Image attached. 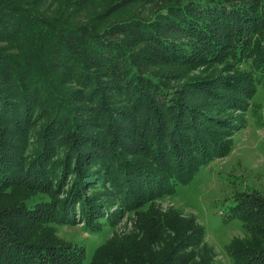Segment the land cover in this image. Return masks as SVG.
Returning a JSON list of instances; mask_svg holds the SVG:
<instances>
[{
	"label": "trees",
	"instance_id": "trees-1",
	"mask_svg": "<svg viewBox=\"0 0 264 264\" xmlns=\"http://www.w3.org/2000/svg\"><path fill=\"white\" fill-rule=\"evenodd\" d=\"M232 1L239 8L229 0H0V264L81 263L52 229L75 205L82 216L96 202L75 183L103 178L120 207L130 209L128 200L171 193L172 184L191 183L208 158L230 152L222 150L219 129L205 141L201 130L178 140L200 116L217 127L204 103L210 80L180 83V71L169 72L181 68L174 62L181 56L190 58V43L173 61L161 59L173 35L186 36L202 65L224 58L247 68L228 88V103L237 106L249 92L252 101L264 88V0L256 7ZM69 173L67 203L53 211L49 176L63 186ZM263 198L244 192L212 204L213 224L244 235L226 247L233 264H264ZM186 228L160 215L90 264H183L171 248L189 240ZM196 246L185 264H204L194 241L185 249Z\"/></svg>",
	"mask_w": 264,
	"mask_h": 264
},
{
	"label": "rangeland",
	"instance_id": "rangeland-1",
	"mask_svg": "<svg viewBox=\"0 0 264 264\" xmlns=\"http://www.w3.org/2000/svg\"><path fill=\"white\" fill-rule=\"evenodd\" d=\"M244 1L249 3L248 0H241L242 4H245ZM250 1L255 4L254 7L260 2V0ZM228 4L239 8L238 4H234L232 0H229ZM189 39L186 36L173 35L170 41L174 46L161 61H173L176 50H181L185 43H190L185 45V48L192 51L187 53L191 55L190 58L189 55L185 58L181 56L180 61H174L181 63V68L177 70L175 67V70L170 69L169 72L175 74L180 71L179 75H175L180 83L210 80L207 81L206 87H211L209 88L211 93L204 103L210 109L212 119H216L218 124L217 127L206 125L200 116V122L193 123V129L190 124L191 130L186 128L179 132L178 140L195 137L201 130L199 139L205 141L210 133L219 129V132H222L218 134V140L222 141V150L229 149L230 152L221 157L208 158L212 162H203L206 164L200 165L199 172L188 185L176 182V185H171L173 192L163 191L149 197L143 196L140 201H137L138 204L128 200L126 206L130 209L120 207L121 199L111 196L113 192L109 191L110 187L103 178L93 179L92 177L75 183L79 191L90 197L91 202L94 199L96 202L91 205L89 214L85 213L82 216L78 214L81 207L75 205L72 208L75 213L68 214L61 225L53 226L52 229L57 242L72 244L71 249L75 250L74 255L76 258L79 255L82 259L80 264H90V260L94 259L98 251L106 247L112 250L115 247L114 241L118 237L138 233L142 226L148 228L160 215L175 216L187 226L185 236L189 240L180 243L178 240L177 244L171 248L174 251L178 250L176 254L178 262L181 260L188 262L194 258L197 246L195 249H185L190 242L194 241V244L198 245V253L205 252L204 264H233L226 247L233 239L237 237L241 239L244 235L237 226L221 228L213 224L211 220L216 210L213 209L212 204L244 192H248V195L255 194L261 200L264 197V108L261 107L264 105V88L258 89L252 101L248 102L254 97V94L249 92L239 99L237 106L231 105L228 100L230 101V95L233 94L232 91L227 92V90L235 83L238 72H248L247 68L237 67L225 61L224 58L222 61L210 60L209 64L202 65L201 60H198L200 58L191 48L195 43ZM262 41L264 42V39ZM261 47L263 48L264 44ZM212 53L214 54L213 51ZM205 55L209 59L213 57L212 54ZM137 174L134 172L132 177ZM49 177L48 188L51 187L52 190L47 197L50 199L51 209L55 211L57 207L67 203L64 200L63 189L72 184L73 177L70 173L68 177L64 176L63 186H59V177ZM24 194L30 197L27 193L24 192ZM36 198L48 200L43 196H36L34 199ZM134 204L139 206H130ZM93 205L98 208H94ZM67 206L69 205L65 207ZM87 215L90 217L88 224L85 219ZM160 239L161 237L158 240ZM173 241H175L174 238ZM150 242L153 243V240Z\"/></svg>",
	"mask_w": 264,
	"mask_h": 264
}]
</instances>
